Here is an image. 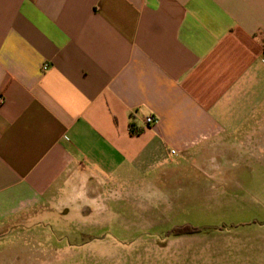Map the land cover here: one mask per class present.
I'll return each mask as SVG.
<instances>
[{
	"label": "crops",
	"instance_id": "0c3cea01",
	"mask_svg": "<svg viewBox=\"0 0 264 264\" xmlns=\"http://www.w3.org/2000/svg\"><path fill=\"white\" fill-rule=\"evenodd\" d=\"M0 96V264H166L123 214L264 149V0H0Z\"/></svg>",
	"mask_w": 264,
	"mask_h": 264
},
{
	"label": "rangeland",
	"instance_id": "374dc122",
	"mask_svg": "<svg viewBox=\"0 0 264 264\" xmlns=\"http://www.w3.org/2000/svg\"><path fill=\"white\" fill-rule=\"evenodd\" d=\"M235 152L238 153L237 150ZM234 156L220 180L212 179L202 172L197 176V170H192L188 163H183V167L190 179L183 180L178 189L154 180L152 202L148 201L150 209L144 213L123 214L127 217L125 222L131 223L129 230H125L126 235L123 234L124 230L115 227L116 221L100 232L108 239L106 248L125 247L121 240L123 235V239L135 243L141 238H148L154 243L157 241L159 246L164 244L160 243L161 240L170 237V257L166 264H264V149L257 150L255 155ZM184 225L205 229L182 235L171 234L172 229ZM225 230L230 238L240 243L244 241L245 245L234 246L233 249L239 248L234 255L231 251L223 252L224 247L218 246L212 256L207 251L209 246L228 242ZM110 236L113 238L110 239ZM177 236H185V249L191 247L193 238L197 239L195 243L200 245L201 253L190 256L186 253L185 260L181 258L176 263ZM249 236L259 241H246ZM159 246L153 248L166 251ZM132 247L137 248L136 256H146L138 244ZM217 249L222 252L216 253ZM228 256L231 259L225 260Z\"/></svg>",
	"mask_w": 264,
	"mask_h": 264
},
{
	"label": "trees",
	"instance_id": "16d2710c",
	"mask_svg": "<svg viewBox=\"0 0 264 264\" xmlns=\"http://www.w3.org/2000/svg\"><path fill=\"white\" fill-rule=\"evenodd\" d=\"M203 229H205V228H194V227H190L188 225H184L181 227H176V228L172 229L170 232H171V234H174V235H181V234H186V233L199 232ZM168 233H167V235H168Z\"/></svg>",
	"mask_w": 264,
	"mask_h": 264
},
{
	"label": "built area",
	"instance_id": "2783aa9c",
	"mask_svg": "<svg viewBox=\"0 0 264 264\" xmlns=\"http://www.w3.org/2000/svg\"><path fill=\"white\" fill-rule=\"evenodd\" d=\"M43 68H46V66L44 65ZM2 102V96H0V103ZM144 121L146 124H154L157 122L156 118L154 116H146L144 118ZM171 152H174L173 150H171Z\"/></svg>",
	"mask_w": 264,
	"mask_h": 264
}]
</instances>
